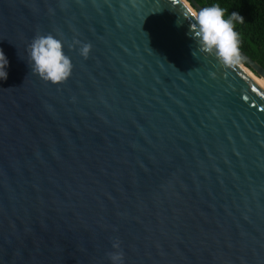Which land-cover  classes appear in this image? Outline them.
I'll list each match as a JSON object with an SVG mask.
<instances>
[{
    "label": "water",
    "instance_id": "obj_1",
    "mask_svg": "<svg viewBox=\"0 0 264 264\" xmlns=\"http://www.w3.org/2000/svg\"><path fill=\"white\" fill-rule=\"evenodd\" d=\"M174 5L0 0V264H264V89ZM49 33L58 85L27 55Z\"/></svg>",
    "mask_w": 264,
    "mask_h": 264
},
{
    "label": "clouds",
    "instance_id": "obj_2",
    "mask_svg": "<svg viewBox=\"0 0 264 264\" xmlns=\"http://www.w3.org/2000/svg\"><path fill=\"white\" fill-rule=\"evenodd\" d=\"M199 9L194 7L192 0H175L173 8H178L180 14L189 22V34L196 42V53L214 56L227 69L243 66L246 57L241 52L240 34L235 30L236 24L244 23V17L238 12H231L226 18V9L219 3L207 4L199 0ZM80 45L79 55L87 58L92 45L75 41ZM65 42L51 33L35 35L27 47V55L31 73L38 75L45 82L53 85L61 84L71 76L73 64L71 58L64 52ZM71 47V45H69ZM8 60L0 50V80L7 79L6 68ZM112 248L117 251L107 253L111 264H123V252L120 242L116 240Z\"/></svg>",
    "mask_w": 264,
    "mask_h": 264
},
{
    "label": "trees",
    "instance_id": "obj_3",
    "mask_svg": "<svg viewBox=\"0 0 264 264\" xmlns=\"http://www.w3.org/2000/svg\"><path fill=\"white\" fill-rule=\"evenodd\" d=\"M193 2L204 6L199 0ZM214 2L227 10L226 18L233 11L244 17V23L235 28L241 38V52L264 68V0H206L207 4Z\"/></svg>",
    "mask_w": 264,
    "mask_h": 264
},
{
    "label": "bare ground",
    "instance_id": "obj_4",
    "mask_svg": "<svg viewBox=\"0 0 264 264\" xmlns=\"http://www.w3.org/2000/svg\"><path fill=\"white\" fill-rule=\"evenodd\" d=\"M248 77H250L254 82H256L260 87L264 89V80L261 77H256L249 70L245 69V67H239Z\"/></svg>",
    "mask_w": 264,
    "mask_h": 264
},
{
    "label": "rangeland",
    "instance_id": "obj_5",
    "mask_svg": "<svg viewBox=\"0 0 264 264\" xmlns=\"http://www.w3.org/2000/svg\"><path fill=\"white\" fill-rule=\"evenodd\" d=\"M243 67H245V66L243 65ZM245 69L249 70V71H250L252 74H254L256 77H260V76L256 75L255 73H253L249 68H246V67H245Z\"/></svg>",
    "mask_w": 264,
    "mask_h": 264
}]
</instances>
